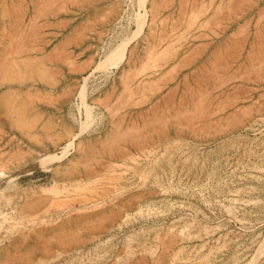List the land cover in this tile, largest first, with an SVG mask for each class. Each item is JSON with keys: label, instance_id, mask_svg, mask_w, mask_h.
<instances>
[{"label": "rangeland", "instance_id": "1", "mask_svg": "<svg viewBox=\"0 0 264 264\" xmlns=\"http://www.w3.org/2000/svg\"><path fill=\"white\" fill-rule=\"evenodd\" d=\"M153 2L0 0V264H264V0Z\"/></svg>", "mask_w": 264, "mask_h": 264}, {"label": "bare ground", "instance_id": "2", "mask_svg": "<svg viewBox=\"0 0 264 264\" xmlns=\"http://www.w3.org/2000/svg\"><path fill=\"white\" fill-rule=\"evenodd\" d=\"M123 2V1H122ZM153 0H125V5H124V9H123V16L121 23L118 24V26L115 29V32L113 34V37L111 38V47L108 48L109 50L103 55V57L92 67L91 72L92 74H97L99 75L100 78L105 79V77L107 78V76L112 73L113 71L117 70L120 66L121 63L126 59V52L129 48L130 43L137 38L138 36H140V34L143 32L145 27H149V25L151 24V15H152V11H153ZM114 4V3H113ZM116 6V5H115ZM158 6V5H157ZM156 6V7H157ZM120 20V19H119ZM153 20V19H152ZM154 21V20H153ZM152 26V25H151ZM30 28V27H29ZM115 28V27H114ZM113 31V30H112ZM33 34V33H32ZM158 35V34H157ZM243 41V40H242ZM106 45V44H105ZM159 52V51H158ZM162 52V51H161ZM219 52V51H218ZM129 54V52L127 53ZM249 54V53H248ZM164 56V54L162 55ZM148 58V57H147ZM124 59V60H123ZM150 59V58H149ZM159 60V59H158ZM147 61V60H146ZM157 61V60H156ZM153 64V63H152ZM141 65V64H139ZM141 68V67H140ZM156 68V67H155ZM122 71V70H121ZM141 71V70H140ZM135 72V71H134ZM131 73V72H130ZM91 74V75H92ZM123 76V75H122ZM120 77V76H119ZM126 80V78H125ZM85 82V81H84ZM103 82V81H102ZM101 82V83H102ZM85 87V86H84ZM85 89V88H84ZM129 89V88H128ZM174 96V95H173ZM172 96V97H173ZM79 98L81 99V105L84 109V114H85V119L88 118V112L90 109V107L84 102V99L79 96ZM173 99V98H172ZM165 103V102H164ZM163 103V104H164ZM167 105L170 107V105L167 103ZM165 106V105H164ZM167 106V107H168ZM152 108V107H151ZM148 110V109H147ZM150 110V109H149ZM157 111V110H156ZM165 111V110H164ZM163 111V112H164ZM167 112V111H166ZM154 113V112H153ZM140 116V114H138ZM152 115V114H151ZM154 115V114H153ZM157 116V115H156ZM155 116V117H156ZM160 116V115H159ZM113 117V116H112ZM135 117V116H134ZM122 118V117H121ZM158 118V117H156ZM118 120V119H117ZM165 120V119H164ZM120 121V120H119ZM121 122V121H120ZM131 122V121H130ZM146 122V121H145ZM148 122V121H147ZM116 123H119L118 121ZM159 124V123H158ZM116 125V124H114ZM118 126V125H117ZM166 127V126H165ZM130 128V127H129ZM117 130V129H116ZM114 129V131H116ZM175 130V129H174ZM124 131V129H123ZM130 131V130H129ZM134 133V132H133ZM131 133V134H133ZM112 134V133H111ZM116 134V133H115ZM122 135V134H121ZM127 136V135H126ZM120 137V134H119ZM118 137V138H119ZM128 137V136H127ZM117 138V139H118ZM122 138V136L120 137ZM137 138V137H135ZM123 139V138H122ZM134 139V138H133ZM150 139V138H149ZM160 139V138H159ZM104 143V142H103ZM108 143V142H107ZM142 143V142H141ZM140 143V144H141ZM111 144V143H110ZM139 144V145H140ZM152 144V143H151ZM138 145V146H139ZM145 145V144H144ZM143 145V146H144ZM136 146V145H135ZM141 146V145H140ZM143 149V148H142ZM59 155L55 154V151L52 153H44L41 154L36 160H34L33 162V167H39L43 170L45 169H49L50 167H52V165L58 161V159H60L61 156H64V154L66 153V149H60L59 151ZM149 154V153H148ZM147 155V154H146ZM30 168V167H29ZM38 168V169H39ZM113 173V172H112ZM1 175V173H0ZM3 176V175H2ZM153 180V179H152ZM116 191V190H115ZM115 196V195H114ZM79 197H81L79 195ZM84 197V196H83ZM93 198V197H92ZM136 198V197H135ZM88 198H79V202L78 203V209L76 210H81V212H77L75 214L74 218H70L67 221H61L60 224H58L55 228V230H61V228H69L68 226L70 225L71 228H74V230L78 229L79 227H81V223L87 218L90 217V214H86V212H82V210H85L86 208V203H88ZM91 200V199H90ZM130 200V199H129ZM128 200V202H129ZM96 201V200H95ZM126 201V200H125ZM124 201V202H125ZM92 202V201H91ZM123 202V201H122ZM90 204V203H89ZM88 204V205H89ZM93 204V203H92ZM94 205V204H93ZM92 206V205H91ZM127 205H121L120 208L117 210L116 209V215L119 216V214L126 208ZM89 207V206H88ZM94 207V206H93ZM73 208V209H74ZM118 208V207H117ZM113 209V208H112ZM98 214V213H97ZM113 214V213H112ZM111 214V216H112ZM89 215V216H88ZM114 215V214H113ZM110 216V215H109ZM115 216V215H114ZM115 216V217H118ZM71 217H73L71 215ZM113 217V216H112ZM111 217V218H112ZM113 217V218H115ZM112 218V219H113ZM109 219V218H108ZM106 220V219H105ZM111 220V219H110ZM111 222V221H110ZM109 222V223H110ZM113 222V220H112ZM90 223V222H89ZM37 224V223H35ZM92 224V223H91ZM40 228V227H39ZM45 228V227H44ZM27 229V227H26ZM38 229V228H37ZM24 230V229H23ZM36 233V236H40L41 230L38 231H34ZM63 232V230L61 231ZM25 233V232H24ZM73 233V230H72ZM66 234H71V232L66 233ZM37 236V237H38ZM68 237V236H67ZM70 237V236H69ZM76 237V236H75ZM40 238V237H39ZM38 238V239H39ZM67 239V238H66ZM79 241V239H77ZM162 240V239H161ZM19 243V242H18ZM17 243V244H18ZM35 244V242H33ZM140 243V242H139ZM31 244V243H30ZM39 244V242H38ZM19 245V244H18ZM41 247H45L44 245H40ZM37 246V247H40ZM163 246V245H162ZM16 248V246H15ZM14 248V249H15ZM33 248V247H31ZM42 248V249H43ZM123 248V247H122ZM121 248V249H122ZM147 248V247H146ZM41 249V250H42ZM124 249V248H123ZM150 249V248H149ZM156 249V248H155ZM168 249V248H167ZM17 250V249H16ZM15 250V253H16ZM44 250V249H43ZM131 250V247L130 249ZM151 250V249H150ZM165 250V249H164ZM163 250V251H164ZM14 251V250H13ZM30 251V249H29ZM147 251V249H146ZM155 251V250H154ZM162 251V250H161ZM130 252V251H129ZM18 253V252H17ZM25 253V252H24ZM26 253H30V252H26ZM152 253V252H151ZM161 253V252H160ZM0 254H3L2 252H0ZM23 254V253H22ZM162 254V253H161ZM25 255V254H24ZM19 256V255H18ZM130 256V255H129ZM12 257V256H11ZM26 257V256H24ZM162 257V256H161ZM8 258V257H7ZM16 258V257H14ZM21 258V257H19ZM140 258V257H139ZM11 259V258H10ZM22 259V258H21ZM4 260H6V258H4ZM29 260V257H28ZM156 260V259H155ZM12 261V260H10ZM27 261V260H26ZM116 261V260H115ZM28 262V261H27ZM132 262V261H131ZM13 263V262H12ZM141 263V262H140ZM160 263V262H159Z\"/></svg>", "mask_w": 264, "mask_h": 264}]
</instances>
